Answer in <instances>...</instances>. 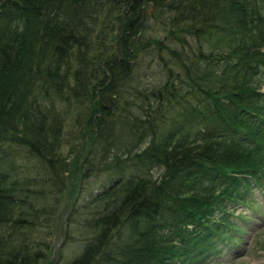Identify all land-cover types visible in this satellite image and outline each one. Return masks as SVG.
Returning a JSON list of instances; mask_svg holds the SVG:
<instances>
[{
    "label": "trees",
    "instance_id": "obj_1",
    "mask_svg": "<svg viewBox=\"0 0 264 264\" xmlns=\"http://www.w3.org/2000/svg\"><path fill=\"white\" fill-rule=\"evenodd\" d=\"M153 65L165 80L139 82ZM15 147L45 186L10 176ZM0 153V264L40 260L33 228L53 226L50 199L77 194L97 162L161 171L117 178L80 206L98 230L73 264L217 259L264 186V0H0Z\"/></svg>",
    "mask_w": 264,
    "mask_h": 264
},
{
    "label": "rangeland",
    "instance_id": "obj_2",
    "mask_svg": "<svg viewBox=\"0 0 264 264\" xmlns=\"http://www.w3.org/2000/svg\"><path fill=\"white\" fill-rule=\"evenodd\" d=\"M151 12L152 11L150 8L146 10L149 18ZM154 67L157 66H151V70H149V72H144L138 79V81L142 83H149L150 81L153 83V80H157V83H159L160 80L164 81V72L160 71L161 69H159L158 67ZM54 103L55 110L60 109L59 107L62 106L60 103ZM63 109H65V107H63ZM174 112L175 111L169 110L166 113L173 114ZM70 125L71 123H69V126H65L63 124L66 134H68L69 132L71 133ZM203 127L206 128V126ZM93 147L96 148L97 144H94ZM15 148L16 149H13V151L10 152V155L8 154V156H3V158H6L3 160L10 164V169L7 170L10 176L17 179H28L29 177L30 180L35 179L37 181L26 186V182L24 180H19V182L23 185L22 188L28 187L31 189H39L40 185L42 187L45 186V182L42 181L43 171L40 167V164L36 162L35 158L30 157L28 154H26V151L23 150L24 148ZM67 149V147L63 148L64 163L66 165V168L71 170L73 169L72 164L76 159L71 157L76 153V151L66 156ZM75 149L78 150L79 147H76ZM80 154L84 155L83 152H81ZM2 155L4 154L0 153V156ZM88 157L95 158V155H89ZM89 165L90 164H85L83 169L90 168ZM134 165L135 166H132V164L127 163L119 167L122 168L120 169L122 170L121 172L116 173V171L103 170L100 162H97L98 169L96 171H89V173H86L88 174L87 177H83L82 179L80 178V180L78 178L76 179L74 192H76L77 194H73L70 198L69 196L65 197V193H63V196L60 199L59 196H61V194L58 193L56 203L50 199L49 202L51 206L55 208L53 210V218H51L53 220V226L50 220H43V225L41 228H33L32 230V233H35L34 235H36L40 239V241L36 242H41V244L43 245V247L39 248L41 252V258L40 260L38 259L34 264H73L75 261L77 262L80 254L83 252V246L85 242L91 239L98 230V224L97 222H95V220H93V218L91 219V217H89L88 215L76 216V212L78 211V209H80V206L83 205L88 199H90L91 196H93L103 188L108 187V185L117 178H121L120 180H122L135 174H148L154 177L161 171L156 167H150V169L146 171L144 167H139L141 165H139L138 163H135ZM1 168L2 170L6 169L4 167ZM84 171L86 172V170ZM77 174L78 173L75 172V178ZM49 186H51L50 189H52L48 193L49 196L46 193L38 196L36 195L37 203L39 205H41L45 201L47 202L53 192L56 191L55 187L52 184ZM249 196H251L253 200L258 203V208L254 207L252 209L245 210V213L250 217V219L248 218V220H246V222L243 224V230L240 234V240L237 242L236 246L233 249L226 250L217 259L207 260L204 262V264H264V186L261 187L260 192H258L257 190H253V192ZM74 199L75 201L72 204ZM70 204H72V208H70V212L72 214H69L67 212L69 211L67 209L69 208ZM244 209V207L239 206L235 213H237L239 210ZM57 216H59V220H56ZM1 230L4 231V228ZM22 233H27V231ZM28 233L30 235V232ZM63 234L65 236H63ZM44 245H47L46 248L44 247ZM34 248L38 249V247ZM42 256L44 257L42 258ZM46 260H48V262H46Z\"/></svg>",
    "mask_w": 264,
    "mask_h": 264
},
{
    "label": "bare ground",
    "instance_id": "obj_3",
    "mask_svg": "<svg viewBox=\"0 0 264 264\" xmlns=\"http://www.w3.org/2000/svg\"><path fill=\"white\" fill-rule=\"evenodd\" d=\"M244 34H245V33H244ZM244 36H245V35H244ZM194 60H195V59H194ZM204 63H205V62H204ZM69 67H71V64H70ZM64 68H65V67H64ZM74 69H75V68H74ZM71 71H73V70H71ZM69 72H70V71H69ZM68 75H69V74H68ZM54 98H55V97H54ZM57 100H58V99H57ZM137 110H140V109L137 108ZM138 112H139V111H138ZM140 113H141V111H140ZM249 133H250V132H249ZM248 141H249V140H248ZM241 145H242V143H241ZM154 158H155V157H154ZM157 161H158V160H157ZM154 164H155V163H153V165H154ZM157 164H158V163H157ZM162 168H163V167H162ZM88 173H89V172H88ZM133 177H134V176H133ZM208 184H209V183H208ZM206 186H207V185H206ZM205 188H206V187H205ZM203 194H204V193H203ZM184 195H185V193H184ZM184 195H183V196H184ZM188 195H189V194H188ZM207 195H208V194H207ZM221 195H222V194H221ZM234 195H235V194H234ZM189 196H190V195H189ZM224 196H225V195H224ZM224 196H223V197H224ZM225 197H226V196H225ZM225 197H224V198H225ZM211 199H212V198H211ZM31 201H32V200H31ZM225 201H226V200H225ZM33 202H34V201H33ZM242 203H243V202H242ZM242 203H241V204H242ZM246 203H247V202H246ZM235 204H236V202H235ZM238 204H239V203H238ZM228 206H230V205H228ZM157 226H158V225H157ZM158 228H159V227H158ZM167 228H168V227H167ZM162 231H163V230H162ZM168 231H169V230H168ZM167 233H168V232H167ZM0 234H1V233H0ZM161 234H162V233H161ZM166 235H167V234H166Z\"/></svg>",
    "mask_w": 264,
    "mask_h": 264
}]
</instances>
